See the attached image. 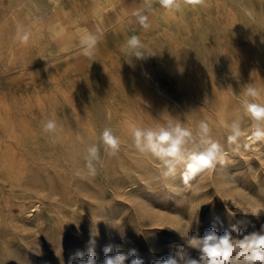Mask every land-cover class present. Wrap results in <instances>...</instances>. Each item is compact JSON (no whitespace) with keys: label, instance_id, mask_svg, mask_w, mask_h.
Listing matches in <instances>:
<instances>
[{"label":"rangeland","instance_id":"1","mask_svg":"<svg viewBox=\"0 0 264 264\" xmlns=\"http://www.w3.org/2000/svg\"><path fill=\"white\" fill-rule=\"evenodd\" d=\"M91 1L0 0V101L5 104L0 115L20 134L8 137L10 125L0 119V141L2 150L17 152L28 170L17 176L0 168V264H67L71 253L87 251L91 234L98 261L112 244L135 248L145 264H152L166 257L171 245L185 243L171 229L187 223L201 235L232 225L247 232L259 229L264 223V141L252 142L241 100L247 85L264 89V0H185L172 17L171 31L164 23L156 26L165 9L159 0H117L113 6L96 0L108 6L96 19L62 15ZM138 9L145 10L156 31L154 44L142 49L147 65H108L102 74L104 65H95L99 58L102 62L115 52L119 60H129L133 55L121 47L132 35L143 40L145 31L133 16ZM185 20L193 24L190 44L180 40L190 38V30L181 27ZM18 27L33 35L25 51L16 39ZM85 33L100 36L91 58L81 54ZM88 62L92 65H79ZM139 67L151 71L161 87ZM172 98L181 105H172ZM237 119L246 134L234 152L227 125ZM48 120L58 125L54 143L42 131ZM169 120L192 130L207 120L213 139L227 152L226 163L190 186L179 178L159 180V162L135 150L131 128ZM85 127L94 132L92 138L81 130ZM106 127L120 138L121 149L109 157L101 147L97 175L90 177L86 148L99 144ZM70 128L75 132L69 139ZM37 201L34 215L31 206Z\"/></svg>","mask_w":264,"mask_h":264},{"label":"clouds","instance_id":"2","mask_svg":"<svg viewBox=\"0 0 264 264\" xmlns=\"http://www.w3.org/2000/svg\"><path fill=\"white\" fill-rule=\"evenodd\" d=\"M189 2L199 4L203 0ZM159 4L168 10L180 7L177 0H159ZM151 11L149 4L147 12ZM133 16L144 31L151 28L149 15L145 14V10L138 9ZM30 37V31L17 28L16 39L21 43L27 44ZM99 40V35L85 33L80 39L81 54L88 58L93 57ZM143 48L141 39L132 35L121 47V51L142 59ZM242 95L241 107L244 116L251 121L250 136L254 142L264 141V102H260L264 98V89L247 85L243 88ZM227 127V143L232 151L238 152L241 147L240 140L246 134L242 122L237 119ZM42 131L54 143L58 132L57 122L48 120L43 124ZM131 135L134 148L140 155L159 162L158 179L164 182L179 178L185 186H190L198 176L226 163L227 152L219 141L213 139L207 120L199 121L195 130L171 120L156 127L134 126L131 128ZM121 143L111 128H104L99 144L93 143L86 148L84 166L87 175H97L96 165L101 161V147L105 155L112 157L120 151ZM76 175H81V172L77 171ZM171 230L177 232L185 243L171 245L169 254L153 260L152 264H264V223H261L259 229L250 232L232 225L222 233L215 228H209L201 235L198 231H193L192 223L183 225L182 229ZM95 242V236L91 234L87 251L76 250L71 253L67 264H145L138 257L135 248L125 250L120 245L112 244L104 247V259L102 262L98 261ZM193 250L196 252L195 256L192 254Z\"/></svg>","mask_w":264,"mask_h":264},{"label":"bare ground","instance_id":"3","mask_svg":"<svg viewBox=\"0 0 264 264\" xmlns=\"http://www.w3.org/2000/svg\"><path fill=\"white\" fill-rule=\"evenodd\" d=\"M75 1V0H74ZM79 1H81V2H83V1H85V0H79ZM184 1L185 0H177V2L180 4V7L179 8H182V5L184 4ZM34 2V1H33ZM87 2V1H86ZM116 2H117V0H109V3H110V6H113L114 4H116ZM126 2H129V1H126ZM159 2V1H158ZM84 4H85V2H83ZM34 4H35V7H36V9H40V7H39V5L36 3V2H34ZM129 4H131V3H129ZM128 4V5H129ZM86 5H88V4H86ZM125 5V4H124ZM132 5V4H131ZM152 5V4H151ZM108 9V6H104V4L103 3H98V2H96V0L94 1H91V2H89V6H83L80 10H78V11H74V9H72V8H67V9H64L63 11H62V15L66 18V19H73L75 16H78V15H80V16H82V17H85L86 19H91V18H95L96 19V17H100L102 14H103V12L105 11V10H107ZM178 10L179 9H171V10H168V9H164V11H163V13H162V15L160 16V18H159V20H158V22L156 23V26H158V25H160V24H165L166 26L164 27V28H167L168 30H170L171 31V27H170V25H172V23H171V21H173L172 20V17H174V16H177V14H178ZM17 12V11H16ZM252 15H254L253 13H252ZM110 16V15H109ZM134 18V17H133ZM175 19V18H174ZM94 24H96V23H94ZM174 24V23H173ZM96 26H98L97 24H96ZM179 26V25H178ZM181 27H183V28H185V29H189L190 31H188V32H190V33H186V36H188V37H190L189 39H180V40H183V42L182 43H191V42H193L194 40L192 39V28H193V24L190 22V21H188V20H185L184 21V23L181 25ZM3 29V24H0V31ZM135 29V28H134ZM164 31H165V29H164ZM166 32V31H165ZM163 33V32H162ZM166 33H168V32H166ZM173 33V32H172ZM144 36H143V40H142V43H143V45H144V47H148L149 46V44H151V45H153L154 44V39H155V34H156V31L154 30H152V28H150V30H148V31H145L144 33ZM159 35H161V34H159ZM164 35V34H163ZM166 35V34H165ZM33 35H31V37H32ZM175 36H177V37H181V35H178V34H175ZM31 37H30V39H29V41H28V43L27 44H23V51H25L26 49H28V47H29V45L33 42L32 41V39H31ZM163 37V36H162ZM166 38V37H165ZM164 38V40H163V47H165V46H167V44H168V41L166 40ZM37 41V40H36ZM156 43H158V42H156ZM161 43V42H160ZM197 43V42H196ZM33 44H35V43H33ZM20 45H22V44H20ZM79 46V45H78ZM39 47V46H38ZM154 47V46H153ZM31 48V47H30ZM198 48H199V46H198ZM20 49H21V47H20ZM30 51V50H29ZM143 53L145 54V52L143 51ZM22 55V54H21ZM28 55V54H27ZM20 56V55H19ZM18 56V57H19ZM29 56V55H28ZM18 57H17V59H18ZM24 57H26V56H24ZM31 58V57H30ZM21 59V58H20ZM100 58H99V62L97 63V64H95V65H104V69L101 71V73L103 74L104 73V71L105 70H107V68H108V65H147L146 64V61H145V55H144V58H142V59H137V58H135L134 56H132V58L131 59H129V60H119V58H118V54L117 53H115V52H111V53H107V54H105V56H104V59H103V61L102 62H100ZM29 63V62H28ZM79 65H92V64H90V62H88V63H82V64H79ZM94 70L96 69V68H93ZM138 70H139V72L141 73V74H143V75H145V76H147L152 82H154L158 87H161V85H160V82H159V80L157 79V78H155L153 75H152V72L151 71H149L148 69H146V68H144V67H139L138 68ZM75 77V76H74ZM65 78H67V79H69V77H65ZM84 78V77H83ZM76 80H77V77H76ZM68 81H70V80H68ZM79 81V80H78ZM81 81V80H80ZM66 82V81H65ZM77 82V81H76ZM80 84V83H79ZM66 85V84H65ZM71 85V84H70ZM201 85V84H200ZM60 87V86H59ZM65 87V86H64ZM67 89V88H66ZM206 89H207V86H206ZM206 89H204V90H206ZM52 90V89H51ZM61 90V89H60ZM68 90V89H67ZM39 91V90H38ZM37 91V92H38ZM65 92V91H64ZM51 93V92H50ZM58 93V92H57ZM61 93H62V91H61ZM34 94H36V93H34ZM38 94V93H37ZM36 94V95H37ZM53 94H54V92H53ZM52 95V94H51ZM48 96V95H47ZM54 96V95H53ZM56 96V95H55ZM61 96V95H60ZM64 96V95H63ZM62 97V96H61ZM38 98V97H37ZM55 98V97H54ZM65 98V97H64ZM69 98V97H68ZM68 98H67V100H68ZM39 99V98H38ZM37 99V100H38ZM172 101H174V103L172 104V105H174V104H176L177 103V105H181V103H180V101L178 100V99H173L172 98ZM1 102V101H0ZM39 102V101H38ZM3 105H5V104H3L2 102L0 103V106H3ZM112 107H110L109 108V111L110 112H112ZM0 119H1V122H3L4 123V125H5V127L6 126H9L10 125V132H9V135H8V137H12V138H16V139H19V135H16V133H15V131L16 130H14V126H15V123H12L11 121H7L8 120V118L6 119L5 117H3L2 115H0ZM19 121H20V119H19ZM21 122V121H20ZM24 123V122H23ZM9 124V125H8ZM20 124V123H19ZM21 124H22V122H21ZM21 128H23V127H21ZM17 129V128H16ZM83 132H85L87 135H88V137L89 138H92L93 136H94V132L92 131V130H90L89 128H87V127H85V128H83V129H81ZM69 131V134H68V136H67V138H71L72 136H73V134H74V130L73 129H69L68 130ZM82 131H80V132H82ZM27 133V132H26ZM18 134V133H17ZM24 134V133H23ZM62 134H60V136H61ZM79 137H81V135H78ZM62 137V136H61ZM13 140V139H12ZM15 140V139H14ZM16 142V141H15ZM252 142H253V140H252ZM71 143V142H70ZM1 145H2V142L0 141V168H2V169H4V170H9V171H11V172H13L14 173V175H17V176H25L26 174H27V172H28V170H27V167L24 165V162H23V160L20 158V157H18L17 156V152H16V154H15V152H10V151H8V149H7V147H6V150H4L5 149V147H4V149L2 150V147H1ZM8 147H9V145H8ZM14 148V147H13ZM16 149V148H15ZM13 151H15V150H13ZM16 176V177H17ZM260 177V176H259ZM242 202H243V200H242ZM241 202V203H242ZM247 203H248V201H247ZM244 204V203H243ZM250 209H252V208H255V205L253 204V203H250ZM32 207V208H31ZM30 208H31V212L34 214L37 210H39L38 208L40 207V204H39V202L37 201V202H34L33 203V205L31 206ZM30 213V212H29ZM31 215V214H30ZM35 215V214H34ZM33 216V215H32ZM33 254V253H32Z\"/></svg>","mask_w":264,"mask_h":264}]
</instances>
